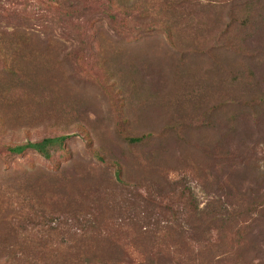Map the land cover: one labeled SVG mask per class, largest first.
I'll use <instances>...</instances> for the list:
<instances>
[{
	"label": "rangeland",
	"instance_id": "1",
	"mask_svg": "<svg viewBox=\"0 0 264 264\" xmlns=\"http://www.w3.org/2000/svg\"><path fill=\"white\" fill-rule=\"evenodd\" d=\"M256 1L252 21L258 30L251 24L226 27L231 9L234 18L241 12L217 2L197 15L203 24L195 35L192 23H180L182 30L175 32L173 25L168 36L162 28L139 30L118 15L110 21L108 14H115L101 1L53 0V7L51 0H0L1 28L37 34L49 55L39 71L43 86L17 90L20 98L3 113L8 120L0 125V142L67 136L49 161L33 152L0 155V194L3 201L14 199L12 217L0 218V234L43 241L37 264H241L244 255L249 260V246L224 238L220 222L205 215L223 213L217 206L264 204V112L241 113L230 122L243 92L264 95V0ZM64 13L74 18L60 20ZM228 45L231 55L223 50ZM104 50L109 76L101 69ZM244 62L252 63L251 77L244 71L227 85L231 76L224 69L237 71L235 65ZM120 66L130 68L127 77L118 73ZM247 78L254 87L241 86ZM118 80L125 83L113 88ZM142 136L135 145L123 140ZM96 156L106 165L99 168ZM48 181L62 190L49 189ZM40 184L38 196H46L33 215L29 201ZM60 200L81 210L77 224L59 204L44 214L51 201ZM189 203L201 219L187 214ZM24 216L34 222L42 216L45 231L24 230ZM86 224L94 229L78 232ZM29 246L17 250L35 252Z\"/></svg>",
	"mask_w": 264,
	"mask_h": 264
},
{
	"label": "trees",
	"instance_id": "2",
	"mask_svg": "<svg viewBox=\"0 0 264 264\" xmlns=\"http://www.w3.org/2000/svg\"><path fill=\"white\" fill-rule=\"evenodd\" d=\"M57 1V0H55ZM105 2V8L110 10L112 14H108L110 21H114L117 18V15L123 19H131L137 26L139 30H154V28H162L163 32L167 33L168 36L173 34L172 26H176V31H181L180 23L191 25V29L194 30V35L198 30L200 23L197 21V15L201 11H205L209 8H214L217 2H222L226 5H230L233 9H239L241 12L240 18H234L233 11L229 18L231 19L225 26L231 29V27H237L240 30L245 28L249 24L255 27V30H258L260 24L256 23L253 20V10L255 9L256 0H95ZM52 6L55 4L53 0ZM45 2L40 1V4ZM48 4H50L48 2ZM48 6V5H47ZM189 7V8H188ZM188 8L190 13L187 15L188 18L184 17L185 10ZM192 9V10H191ZM75 13V12H74ZM74 14H62L60 17L62 19H71ZM76 18V17H75ZM232 24V25H231ZM228 29V30H229ZM8 30V29H7ZM4 28H1L0 25V125L2 122H6L8 119L3 116V113L6 111H11L12 105L20 98L16 94L17 90L21 91H31L35 89V86L42 87L45 74L43 71L42 74L39 72L43 69L42 63L48 59V54L46 50L48 49V44L44 43L45 40L39 38V36L33 32L20 30L17 28H11L10 31H7ZM234 31H239L232 28ZM241 32V31H239ZM177 35H174L172 40L177 39ZM215 39V38H214ZM171 40V39H170ZM172 42V41H170ZM228 46L223 47V50L226 51L228 55H231L232 48ZM185 52L193 53L191 50L186 49ZM55 57L60 53L59 50L53 51ZM107 53L102 51L100 53V62L102 63V71L105 75L109 76V68L106 65ZM235 64V62H234ZM250 63L248 66H250ZM43 66V67H42ZM238 70H229L224 69L229 73V78L226 80L227 85H234L235 78L245 71L247 72V77H251V73L248 69L247 64L244 62L242 64L235 65ZM45 68V67H44ZM130 68H125L120 66L118 68V73L123 74L124 77H127ZM47 73V72H46ZM44 76V77H43ZM123 78V77H121ZM241 86H253L254 83L251 81V78L242 79ZM125 83L124 80H118L113 82L112 87L118 88V84ZM114 85V86H113ZM253 93L255 90H252ZM248 92H243V95L239 96L238 101V112H233V119H230V122H233L239 114L245 113V115H251V117H256L259 113L264 112V100L260 93L249 95ZM5 109V111H3ZM146 136L142 137H124L123 140L130 144H139L141 140H145ZM67 139V136H56V137H45L37 141H25L21 144H5L0 142V155L6 154L9 156H19L23 155L26 152H33L38 156L42 157L44 160L49 161L52 157V153L56 148L63 146L64 141ZM217 142V141H216ZM218 146L220 142H217ZM209 148V147H208ZM210 151L213 154L214 149L210 144ZM96 162L99 163V168L102 165H106V160L96 156ZM113 165L117 162L113 161ZM115 175H118V170L114 172ZM49 182V181H48ZM44 183V182H43ZM50 183V182H49ZM42 186L36 185L33 187L35 189V197L32 198V201H29L30 211L33 213L34 209H39V207L44 203V198L46 193L43 196V199L38 196V188ZM61 185H52L49 184V189H54L55 192L59 193L62 190ZM3 190V189H2ZM0 188V192H3ZM181 196V195H180ZM189 196V192H188ZM182 197V196H181ZM190 197V196H189ZM188 198V200L191 198ZM13 201L14 199L6 198L5 201L2 200V195L0 194V214L4 213L5 216L1 215L0 218L8 220L12 217L13 213ZM190 202V200H189ZM60 205V212L62 214L70 215L72 224H77L78 215L81 210L76 211L70 208V206L63 202L62 200L58 202L51 201L50 205H47L50 208V212L47 213V210H44V214H53L56 212V206ZM190 204V203H189ZM218 209L223 208V213L221 212H212L207 213L205 218H208L210 222H220L222 225V232L224 233V238H229V241L234 239L238 240L239 245L249 246V251L251 258L248 259L246 255L242 258L241 264H247L250 261H253V264H264V235L262 228L264 227V218L257 219L259 212H264V204L262 205H251V207L242 205V204H229L227 207L217 206ZM47 209V208H46ZM187 214L194 219L202 218L198 216L196 211V206L187 205L186 207ZM42 214V215H44ZM89 214V213H88ZM33 215H38L33 213ZM264 216V214H263ZM36 222L32 218L26 219L24 216L22 220L27 223L28 227L24 230H33L35 232L45 231L43 224L41 223L42 216H38ZM27 220V221H26ZM199 222L196 223L199 224ZM258 223L257 228L254 229L256 222ZM86 223V222H84ZM83 228L78 229V232L85 234L91 232L94 227L90 224L82 226ZM252 230H256V233H252ZM38 242L42 244L43 241L36 238H22L21 240L16 239L7 233L0 234V264H37L34 257L40 253L43 249L42 245H38ZM248 242V244L246 243ZM21 244L25 246L30 245L29 247L33 248L35 252L30 254L23 253L17 250V247ZM41 248V249H40ZM68 248H75V245L70 244Z\"/></svg>",
	"mask_w": 264,
	"mask_h": 264
}]
</instances>
